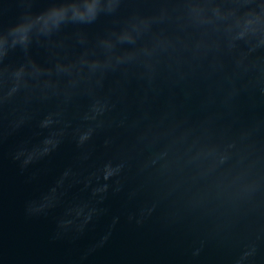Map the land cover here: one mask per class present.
Returning <instances> with one entry per match:
<instances>
[{
    "label": "water",
    "instance_id": "95a60500",
    "mask_svg": "<svg viewBox=\"0 0 264 264\" xmlns=\"http://www.w3.org/2000/svg\"><path fill=\"white\" fill-rule=\"evenodd\" d=\"M0 264H264V0H0Z\"/></svg>",
    "mask_w": 264,
    "mask_h": 264
}]
</instances>
